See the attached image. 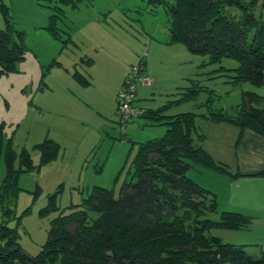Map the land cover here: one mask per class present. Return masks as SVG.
<instances>
[{
    "label": "rangeland",
    "instance_id": "1",
    "mask_svg": "<svg viewBox=\"0 0 264 264\" xmlns=\"http://www.w3.org/2000/svg\"><path fill=\"white\" fill-rule=\"evenodd\" d=\"M69 2L0 0L8 7L11 24L22 33L26 48L25 58L17 62L16 71L0 76V122L5 123L0 184L6 175L8 147L16 155L22 148L27 149L35 166L40 153L34 145L46 136L54 139L60 149L55 160L21 172L17 194L8 195L0 204V226L6 224L16 230L17 242L29 256L40 252L59 212L69 213L74 208L68 206L79 204L94 187L112 189L118 196L123 181L130 179L127 170L137 150L134 142L164 135V125H152L142 117L134 116L124 125L119 123L117 101L113 113L110 93L123 68L128 67L127 74L132 65L141 60L148 62L152 82L144 88L139 105L151 108L178 98L184 87L199 86L201 90L193 99L176 104L168 113L196 114L197 130L206 137L203 145L214 154L221 146L219 141L226 144L229 138L221 137L224 131L219 130L220 125L206 116L220 109L233 115L242 102V91L255 89L249 82H231L232 69L238 66L236 60L223 58L220 63L209 64L208 55L192 53L181 43L169 44L167 16L162 8L152 10L140 0ZM55 7L58 18L54 31L59 37L48 30ZM3 26L0 12V28ZM67 38L69 41L63 44ZM220 66L226 70H218ZM73 68L85 77L91 75L86 94L71 78ZM102 102L104 109L99 107ZM212 159L233 172L229 158L223 162ZM18 166L19 156L13 164L15 169ZM213 171L221 173L195 164L188 169L187 176L206 188L214 180L222 181ZM58 188L59 210L41 212L48 203V194ZM226 192L229 194L227 189ZM7 209L12 213L6 214ZM219 213L217 208L210 217L218 219ZM209 234L225 243L245 244L249 254L260 256L259 247L243 243L257 240L259 235L253 232L214 228Z\"/></svg>",
    "mask_w": 264,
    "mask_h": 264
},
{
    "label": "trees",
    "instance_id": "2",
    "mask_svg": "<svg viewBox=\"0 0 264 264\" xmlns=\"http://www.w3.org/2000/svg\"><path fill=\"white\" fill-rule=\"evenodd\" d=\"M36 1L41 4L54 0ZM59 1L71 4L70 0ZM140 1L152 10L162 8L167 16L169 44L181 43L192 53L208 55L209 64L220 63L223 58L236 60L238 66L231 75L234 84H264V0ZM57 10L51 14L48 26L55 37H59L54 31ZM0 12L4 21L0 28L1 76L16 71L26 48L4 3L0 4ZM67 41L68 38L62 43ZM218 70L226 69L220 66ZM72 76L82 86L89 84L79 71L74 70ZM200 90L197 85L189 86L178 98L156 109L141 108L144 111L135 116L153 125H164V135L134 142L137 150L127 170L130 179L123 181L118 196L112 189L94 187L79 204L68 206L74 208L69 213L60 211L37 255L23 252L16 230L1 224L0 264H264V250L253 257L246 245L225 243L209 234L214 228L247 229L252 219L232 211L220 212L218 219L211 218L210 214L217 211L216 194L187 176L195 164L230 174L201 146L205 137L197 130L196 114H165L170 104L188 102ZM241 94L242 102L233 115L220 109L206 117L213 123L233 124L240 130L239 136L246 128L264 135V110L258 106L264 96L254 90ZM135 101L136 97L133 106ZM4 124L0 122V155ZM34 148L40 153L38 166L27 149L22 148L17 155L11 147L6 149L0 204L8 195L17 194L21 172L55 160L60 151L59 144L51 138L43 139ZM17 156L19 166L15 169ZM59 193L58 188L48 194V203L41 212L59 210Z\"/></svg>",
    "mask_w": 264,
    "mask_h": 264
},
{
    "label": "crops",
    "instance_id": "3",
    "mask_svg": "<svg viewBox=\"0 0 264 264\" xmlns=\"http://www.w3.org/2000/svg\"><path fill=\"white\" fill-rule=\"evenodd\" d=\"M87 62L89 63V61ZM144 64L146 66V73L148 76H150L148 62L146 63L144 62ZM127 69L128 67L122 69L120 80L117 83V85L114 86L113 92L110 93V96L112 97L111 104L114 105L113 113H115V109H116L117 94L120 91L121 83L124 80ZM74 70L75 69L73 68L71 71V75L69 74V72L67 73V75H70L71 78L74 80V82L79 84L72 76ZM88 75H87L88 76L87 79L89 80L91 75L89 73ZM90 85H91L90 80L87 86H82L81 84H79V86H81L80 92L85 93L86 88L90 87ZM144 88L146 87H141V89H138L136 94L135 106L137 108L140 107L143 109H156L160 107L158 106L156 108H151L141 105L142 103L139 105L140 98H144V90H145ZM185 88L186 87H184L183 90H185ZM183 90H181L178 94L182 93ZM254 91L259 95L264 96V84L255 87ZM172 100L170 99L167 102H170ZM176 104L178 103L170 104V107L166 110L165 114L166 115L178 114V113H168L170 108L174 107ZM104 106L105 103L103 102L100 103L99 105V107L103 109ZM258 106L264 110V101L260 103ZM214 124L216 126L220 125V127H218L220 128L219 130L221 132L224 131L221 134V137L227 136L229 138L228 142L224 144L222 143L221 140L219 141L221 146L217 154H214L206 146L204 147L203 143L204 140L206 139L205 136L203 142H201L200 144L202 147L208 150V152L213 158L218 159V161L220 162L221 161L223 162V159L229 158L228 162L230 163L233 172L230 174L222 173V175H220L221 173L213 171L214 173L220 176V179H222V181L214 180L212 182V186H209L207 184L208 187L206 188L209 189L210 191H213L216 194L217 208L220 210V212L232 211L251 217L252 221L250 226L247 229H242V230H244L245 232H253L254 235H259V237H256L257 238L256 241H247L243 243L248 244V246L259 247L260 251H262L264 250V236H261L262 234L264 235V135L256 133L253 130L246 128L239 136L240 130L233 124L224 123V122L214 123ZM45 138H50V137L46 136ZM223 145L226 146L223 147ZM236 173H239L240 175L233 176ZM198 184H200V182ZM226 189L229 191V194L226 192ZM236 231H241V230H236ZM239 245H245V244H239Z\"/></svg>",
    "mask_w": 264,
    "mask_h": 264
},
{
    "label": "built area",
    "instance_id": "4",
    "mask_svg": "<svg viewBox=\"0 0 264 264\" xmlns=\"http://www.w3.org/2000/svg\"><path fill=\"white\" fill-rule=\"evenodd\" d=\"M152 80L146 73L144 61L132 65L123 80L120 91L117 94V112L119 123L133 120L135 115H140L144 110L133 106L138 89L151 84Z\"/></svg>",
    "mask_w": 264,
    "mask_h": 264
}]
</instances>
